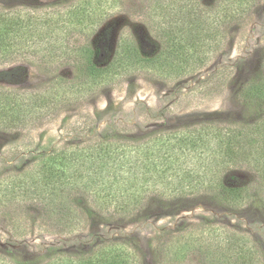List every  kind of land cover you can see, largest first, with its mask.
Returning <instances> with one entry per match:
<instances>
[{"label":"rangeland","instance_id":"obj_1","mask_svg":"<svg viewBox=\"0 0 264 264\" xmlns=\"http://www.w3.org/2000/svg\"><path fill=\"white\" fill-rule=\"evenodd\" d=\"M198 1L205 6L214 3ZM74 2L0 0V8L31 5L46 12ZM120 4L97 32L106 42L108 62L120 43L124 50L133 47L138 59L143 50L151 56L170 50L174 37L167 35L173 31L170 27L175 30L174 24L165 23L166 30H160L149 19V0H121ZM97 34L70 36L67 42L73 50L54 65L43 54L20 56L0 65V92L49 90L58 94L59 99L55 98L60 103L51 115L28 128L0 132V264H100L103 257L109 264H247L242 255L230 257L229 242L201 244L196 234L202 230L235 234L254 252L255 264H264V180L260 172L264 143L259 145L264 139L260 135L264 98H242L248 87L264 82V0L253 4L241 21L220 27V40L206 42L203 65H192L193 50L184 58L179 50L181 59L189 56L191 65L170 56L166 64L153 62L144 69L121 71L110 84L76 96L68 92L82 80L74 49L92 42ZM202 124L248 130L262 125L259 134L251 133L248 138L259 145L253 147L250 160L244 162L240 156L236 165L219 175L218 180L227 186L250 187L251 198L240 207L227 208L206 193L181 201L160 199L152 193L141 211L127 219L112 216L109 204L92 203L83 190L70 186L63 191L74 207L77 227L67 231L48 220L39 204L22 197L32 181L29 172L43 152L85 146L97 135L112 138L128 132L154 138ZM14 195L20 197L11 198ZM235 246L241 247L237 242Z\"/></svg>","mask_w":264,"mask_h":264},{"label":"trees","instance_id":"obj_2","mask_svg":"<svg viewBox=\"0 0 264 264\" xmlns=\"http://www.w3.org/2000/svg\"><path fill=\"white\" fill-rule=\"evenodd\" d=\"M120 1L75 0L69 6L46 12H40V7L31 5L0 8V65L20 56L40 54L50 58L52 65L61 62L64 55L73 50L68 38L97 34L111 11L121 5ZM149 1V19H153L160 30H166L165 23L174 24L175 30L170 27L173 31L167 35L174 37L170 50L159 51L155 56L143 50L138 59L133 47L124 50V44L120 43L113 59L108 62L106 42L97 34L92 42L74 49L75 62L82 76L79 84L82 85L70 87L69 93L84 95L94 88L110 84L121 71L144 69L153 62L166 64L170 56L191 65L189 56L182 60L179 50H183V58L193 50L195 61L192 65L201 66L206 63V42L216 44L220 40V27L241 21L258 0H214L208 6L198 0ZM180 42L183 49H180ZM55 97L58 98V94L49 90L29 94L0 92V132L28 128L51 115L60 106ZM242 98H264V82L248 87L242 92ZM261 128L262 125L248 130L247 127L235 129L202 124L158 133L154 138L130 136L128 132L127 135L115 134L112 138L97 135L85 146L43 152L35 162V169L29 172L32 181L22 191V197L39 204L48 220L58 222L67 231L77 227L74 207L63 191L70 186L83 190L92 203L109 204L113 207L109 211L112 216L127 219L141 211L152 193L171 201L196 198L206 193L221 205L234 209L251 198L250 187L227 186L224 180H218L219 175L236 165L240 156L244 162L250 160L253 147L264 143L263 139L255 146L249 140L252 138L250 134H259ZM260 135L264 136V128ZM260 172L264 180V169ZM24 186L27 185H22V188ZM17 197L20 196H11ZM225 234L202 230L196 236L201 238V244L229 242L228 254L232 259L242 255L247 264L256 263L255 254L246 248L247 244H241L235 234ZM194 236H189L192 243ZM236 242L241 247L237 248ZM107 259L103 257L98 263L109 264V261L105 262Z\"/></svg>","mask_w":264,"mask_h":264}]
</instances>
